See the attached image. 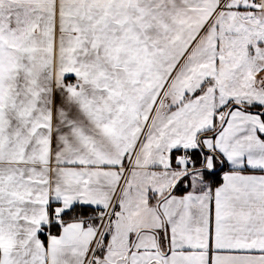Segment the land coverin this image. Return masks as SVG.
Segmentation results:
<instances>
[{
	"label": "snow or ice",
	"instance_id": "6c2138e0",
	"mask_svg": "<svg viewBox=\"0 0 264 264\" xmlns=\"http://www.w3.org/2000/svg\"><path fill=\"white\" fill-rule=\"evenodd\" d=\"M0 264H264V0H0Z\"/></svg>",
	"mask_w": 264,
	"mask_h": 264
}]
</instances>
